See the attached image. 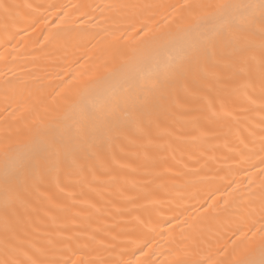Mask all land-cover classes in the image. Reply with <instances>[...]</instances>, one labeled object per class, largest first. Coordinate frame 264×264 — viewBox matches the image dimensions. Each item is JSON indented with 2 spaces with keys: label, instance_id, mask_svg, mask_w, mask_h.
<instances>
[{
  "label": "bare ground",
  "instance_id": "bare-ground-1",
  "mask_svg": "<svg viewBox=\"0 0 264 264\" xmlns=\"http://www.w3.org/2000/svg\"><path fill=\"white\" fill-rule=\"evenodd\" d=\"M262 261L264 0H0V264Z\"/></svg>",
  "mask_w": 264,
  "mask_h": 264
},
{
  "label": "snow or ice",
  "instance_id": "snow-or-ice-1",
  "mask_svg": "<svg viewBox=\"0 0 264 264\" xmlns=\"http://www.w3.org/2000/svg\"><path fill=\"white\" fill-rule=\"evenodd\" d=\"M238 37L233 36L229 43L235 42ZM243 49H240L241 52V60H244ZM57 153V143L55 140L51 141H39L35 143L32 147V164L35 166H39L40 164H47L50 158ZM13 177L5 176V182H10ZM264 264V261L261 262Z\"/></svg>",
  "mask_w": 264,
  "mask_h": 264
}]
</instances>
